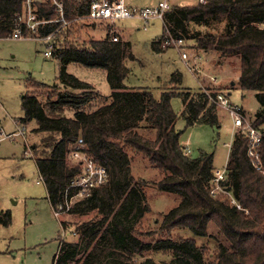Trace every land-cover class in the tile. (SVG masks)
I'll use <instances>...</instances> for the list:
<instances>
[{
	"label": "trees",
	"instance_id": "16d2710c",
	"mask_svg": "<svg viewBox=\"0 0 264 264\" xmlns=\"http://www.w3.org/2000/svg\"><path fill=\"white\" fill-rule=\"evenodd\" d=\"M24 1L0 0V37L10 35ZM54 1L62 3L69 24L60 26L56 20L59 12ZM91 2L33 1L37 18L46 20L35 35L54 32L52 51L58 59V75L52 84L34 80L27 84L18 122L25 126L34 121L33 131L42 134L31 150L51 208L64 205L65 188L81 170L80 162L70 157L79 137L85 153L108 171L103 184L64 212L82 215L94 211L95 216L70 229L72 239L61 241L54 264H135L133 257L148 249L166 252L169 259L156 262L147 257L139 264H264V136L256 146L262 170L253 166L247 154L248 136L242 132L232 136L223 184L240 205L237 207L226 195L210 194L213 153L201 149L192 156L185 151L180 131L175 129L178 115L171 104L173 96L180 97L186 126H219L218 108L211 97L237 86L243 92H254L258 107L251 124L264 129V0L169 5L163 13L161 34L151 42L153 51L171 46L164 44L168 35L191 40L192 53L213 54L217 64L235 59L239 74L221 90L180 89L174 86L182 82V73L176 69L168 79L173 85H161L158 94L147 86L124 82L129 73L126 61L135 58L129 40H113L108 34L89 38L87 43L71 39L73 28H79L78 22L83 20L77 18L88 13ZM67 62L106 71L110 92L100 97L97 106L93 107L91 84L68 73ZM38 88L50 92L41 99ZM134 153L145 160L139 171L150 169L153 177L134 176ZM149 183L172 194L175 202L161 213L160 236L144 240L136 224L149 209L144 191ZM71 193L69 189L68 196ZM10 222L9 210L0 209V224ZM60 222L65 228L66 221ZM83 242L86 252L81 260L76 256Z\"/></svg>",
	"mask_w": 264,
	"mask_h": 264
},
{
	"label": "rangeland",
	"instance_id": "374dc122",
	"mask_svg": "<svg viewBox=\"0 0 264 264\" xmlns=\"http://www.w3.org/2000/svg\"><path fill=\"white\" fill-rule=\"evenodd\" d=\"M122 1L131 7H143L157 5L160 0ZM166 1L173 5L191 4L197 0ZM78 26L79 28H73L70 35L77 42L87 43L89 38H103L105 34L111 39L117 35L118 40H129L135 58L126 61L129 73L124 82L130 86H147L155 94H158L161 85H173L168 79L176 69L182 73V82L174 86L180 89L210 87L221 90L222 86L227 85L231 79H236L239 74L235 59L217 64L215 55L205 53H201V60L197 62L198 69L190 71V60L187 63L182 59L180 52H186L188 57L193 54L191 40H185L181 48L165 46L163 52L153 51L151 42L162 31L160 19H153L146 26L136 17L115 20L114 23L83 19L78 22ZM46 49L48 47L42 39L0 37V129L6 133L17 131L15 121L23 115L21 96L27 90V84L32 80L47 84L57 82L58 59L54 52L45 56ZM66 70L91 84L95 93L93 107L100 103V97L110 92L104 69L67 62ZM224 91L229 93V101L240 105L251 121L258 107L254 92H243L237 86ZM37 92L44 99L50 91L38 88ZM171 104L178 115L175 129L180 131L179 139L184 148L189 149L192 156H196L201 149L213 153L215 169L222 168L226 164L228 143L232 138L231 118L227 112L217 105L219 126L208 123L186 126L181 115L183 106L180 97L173 96ZM66 114L72 113L67 111ZM34 126V121L27 122L23 135L0 140V209L9 210L11 216L10 224H0V264H54V256L59 251L61 241L72 239L70 229L95 216L94 211L82 215L63 213L59 217L53 213L31 150L32 144L38 143L42 135L33 131ZM141 163H145V160L134 153L131 158L134 176L140 174L148 176L147 178L153 177L154 171L150 169L144 173L139 171L143 168ZM144 191L149 209L143 212L136 227L140 232L139 237L148 240L160 236L157 227L161 213L173 206L175 199L170 193L158 191L151 183L144 187ZM61 220L66 221L65 228L61 225ZM89 249L90 247L87 250ZM85 252L83 242L76 257L82 260ZM105 257L101 258L103 263L106 258L110 259ZM147 257H152L156 262L169 259L166 252L148 249L135 255L133 260L135 264H139Z\"/></svg>",
	"mask_w": 264,
	"mask_h": 264
},
{
	"label": "built area",
	"instance_id": "2783aa9c",
	"mask_svg": "<svg viewBox=\"0 0 264 264\" xmlns=\"http://www.w3.org/2000/svg\"><path fill=\"white\" fill-rule=\"evenodd\" d=\"M34 0H25L23 10L16 14L15 26L8 37L24 38L31 37L36 39H42L46 42L48 49L44 51L45 56H50L53 53V36L54 32H51L44 36L35 35L38 29V25H42L46 22L44 19L37 18V8L33 4ZM203 2L204 0H198ZM56 9L59 12V17L56 19L61 22L60 26L69 24V20H66L63 14L62 3L54 1ZM169 8V4L166 0H160L157 5L143 6V7H131L123 3L122 0H92L88 13L77 19H89V20H105L113 23L115 20L125 18H138L142 21L143 25H148L153 19L163 20V13ZM26 29L28 33H24L23 29ZM31 34V35H30ZM33 34V35H32ZM113 40L117 39L114 35ZM185 40L181 38H173L170 35L166 36L164 44L176 46L181 48ZM181 58L190 62L188 68L194 72L198 69L197 62L201 60V54L193 53L188 57L186 52L181 51ZM211 100L218 106H221L231 118V131L232 136L235 132H242L248 136L249 142L247 147V154L251 158L253 166L262 170V165L259 159V155L256 151V146L261 137L264 136V129L254 127L251 121L246 117L242 107L237 104H233L229 101V97L225 92L218 91ZM17 126L16 132L6 133L0 129V140L3 138H11L14 135H23L25 127L23 125L18 126V121H15ZM232 139V138H231ZM231 142V141H230ZM228 143V147L230 145ZM189 153V149H185ZM70 157L80 162L81 170L77 173L69 182L65 188V202L64 205H59L57 208H53L52 211L56 216H60L66 212L71 204L85 198L91 194L93 189L103 184L108 178V171L104 165H101L89 157L84 151V143L81 137H79L70 152ZM226 164L222 168L214 169L210 182L209 192L212 195H226L230 199V202L240 205L231 196L227 190L223 181L226 178ZM264 173V171H263ZM37 182H39L37 180ZM72 190L71 195L68 196V190Z\"/></svg>",
	"mask_w": 264,
	"mask_h": 264
},
{
	"label": "crops",
	"instance_id": "0c3cea01",
	"mask_svg": "<svg viewBox=\"0 0 264 264\" xmlns=\"http://www.w3.org/2000/svg\"><path fill=\"white\" fill-rule=\"evenodd\" d=\"M124 40H125V38H123ZM164 51V50H163ZM163 51H161V52H163ZM157 53H159V52H157Z\"/></svg>",
	"mask_w": 264,
	"mask_h": 264
}]
</instances>
